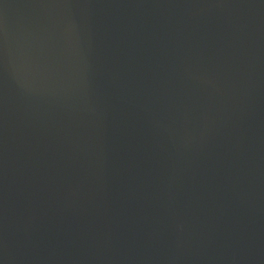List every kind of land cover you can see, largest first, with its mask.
I'll list each match as a JSON object with an SVG mask.
<instances>
[{
  "label": "water",
  "instance_id": "1",
  "mask_svg": "<svg viewBox=\"0 0 264 264\" xmlns=\"http://www.w3.org/2000/svg\"><path fill=\"white\" fill-rule=\"evenodd\" d=\"M0 264H264V0H0Z\"/></svg>",
  "mask_w": 264,
  "mask_h": 264
}]
</instances>
